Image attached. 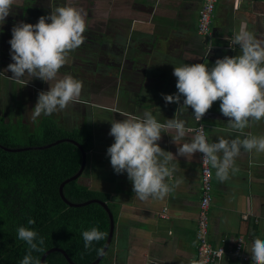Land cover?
Segmentation results:
<instances>
[{
	"label": "crops",
	"instance_id": "1",
	"mask_svg": "<svg viewBox=\"0 0 264 264\" xmlns=\"http://www.w3.org/2000/svg\"><path fill=\"white\" fill-rule=\"evenodd\" d=\"M202 1L72 0V5L85 15L88 27L85 42L69 54L58 78L71 75L85 86L98 78V89L92 93L86 88L89 94H82L81 102L76 103L81 113L79 124L73 115L76 109L73 103L53 113L61 116V123L51 115L40 117H50L65 129L83 126L92 131L94 149L86 155L81 176L88 178V184H83L109 195L114 217L110 243L113 249L105 252L103 264H190L195 258V218L201 189L199 152L189 158L180 156L173 137L162 133L157 143L176 157L169 164L175 171L166 181L172 191L164 199L144 201L135 197L127 173L114 171L107 149L114 143V137L109 135L112 120L142 117L145 112H151L160 122L176 116L185 121L186 128L194 129L196 119L191 108L177 113L184 98L178 105L166 103L161 95L178 92L177 78L173 75L175 66L207 63L211 68L217 59L239 55V45L233 48L230 40L241 23L264 42V0H219L209 40L197 32ZM32 2L36 1L20 0L18 6L14 5L12 11H19V15L14 21L0 22V32L11 29L15 23H38L41 15L37 9L41 7ZM41 2L46 4L42 16H48L67 0ZM87 59L90 64L82 62ZM93 60L97 62L95 66H91ZM76 69L87 74L97 72L98 77L86 82V78L76 75ZM10 76L5 77L10 81ZM25 77L37 82L38 92L31 99L33 108L38 94L50 90L51 85L27 74ZM1 86L0 82V90ZM81 108L89 110L81 112ZM18 115L26 121L21 113L15 112L14 118ZM201 121L210 142H218L219 138L244 139L248 134L264 135V119L250 121L243 133L231 129L229 118L220 111V101L213 103ZM193 135L188 133L178 143L190 141ZM234 167L237 171L230 170L229 179L224 182L217 179L216 169L211 167L213 198L208 212V237L214 244L224 241L229 248L244 233L250 249L255 238L264 239V153L241 149ZM223 264L240 263L230 260Z\"/></svg>",
	"mask_w": 264,
	"mask_h": 264
},
{
	"label": "clouds",
	"instance_id": "2",
	"mask_svg": "<svg viewBox=\"0 0 264 264\" xmlns=\"http://www.w3.org/2000/svg\"><path fill=\"white\" fill-rule=\"evenodd\" d=\"M19 2L0 0V22L5 21L13 6H18ZM49 20L50 23L47 22ZM87 27L85 15L72 5V0L56 7L50 15L41 16L36 24L20 22L13 27L9 43L14 62L5 69L13 73L9 79L23 83L27 74L51 85L50 90L38 94L30 117L33 122L42 114L52 115L65 110L71 103L81 102L83 82L71 75L58 78V73L67 63L69 54L85 42ZM236 45L240 47L239 55L217 59L211 68L207 63L175 66L173 75L177 78L178 92L175 95L162 93L165 102L179 105L183 97V104L177 113L191 108L195 119L200 121L213 103L220 101V111L229 118V127L239 133L250 126V121L264 119V42L241 23L230 40V46L235 48ZM162 133L173 137V142L179 145L180 156L189 158L197 152L202 153L203 163L216 169V177L221 182L229 179L230 170L237 171L235 158L240 155L241 149L249 153H264V135L248 134L244 139L219 138L218 142H209L202 126L199 130L186 128L185 121L176 116L160 122L151 112H145L142 117L112 120L109 135L114 137V143L108 147L107 155L117 174L127 173L135 197L140 200L164 199L172 191L166 181L175 171L169 164L176 157L157 143ZM188 133H194L191 140L178 143ZM35 223V219L28 218V225ZM106 235L97 227L84 230L85 250H93V242L104 240ZM17 239L27 245L20 264H41L39 257L33 256V253L44 252V238L32 228L20 226ZM95 251L98 256L104 254L103 247ZM247 251L253 264H264V239L255 238ZM190 264L201 262L192 258Z\"/></svg>",
	"mask_w": 264,
	"mask_h": 264
},
{
	"label": "trees",
	"instance_id": "3",
	"mask_svg": "<svg viewBox=\"0 0 264 264\" xmlns=\"http://www.w3.org/2000/svg\"><path fill=\"white\" fill-rule=\"evenodd\" d=\"M1 115L0 146L19 150L6 151L0 147V264H20L26 254V243L17 239L20 226L32 228L44 238V252L59 247L74 263H90L98 256L95 249L103 247L106 238L94 241L93 250L86 251L82 232L97 227L108 234L107 211L97 201L68 205L58 193L59 184L80 168L81 153L75 145L63 142L46 149L41 147L69 139L77 142L87 155L94 149L92 131L83 126L65 129L50 117L39 120L40 129L33 131L26 121H8ZM11 122L15 124L13 130ZM80 177L64 184L65 198L73 203L99 198L112 210L109 195L87 187L79 181ZM28 218L36 223L28 225ZM44 252H34L33 256L41 260ZM104 260L105 254L98 264ZM44 264L69 263L62 253L53 251Z\"/></svg>",
	"mask_w": 264,
	"mask_h": 264
},
{
	"label": "built area",
	"instance_id": "4",
	"mask_svg": "<svg viewBox=\"0 0 264 264\" xmlns=\"http://www.w3.org/2000/svg\"><path fill=\"white\" fill-rule=\"evenodd\" d=\"M219 0H203L197 19V32L206 40H209L212 32L214 12ZM209 45V44H207ZM201 126L208 137L205 125L196 120L194 129L199 130ZM210 142V139L208 137ZM200 156L201 189L195 218V259L201 264H223L226 261L238 260L240 264L252 262L247 238L244 233L240 235L231 247L226 248V243H212L208 237V212L212 202V171L211 165L203 163V154Z\"/></svg>",
	"mask_w": 264,
	"mask_h": 264
},
{
	"label": "rangeland",
	"instance_id": "5",
	"mask_svg": "<svg viewBox=\"0 0 264 264\" xmlns=\"http://www.w3.org/2000/svg\"><path fill=\"white\" fill-rule=\"evenodd\" d=\"M36 2H32V5H36V6H39L41 8L37 9L38 11V15H44L45 14V7H46V4H43L41 2V0H35ZM19 15V11H11L10 15L8 17H6L5 21L4 22H8V21H14V17H17ZM8 20V21H7ZM11 25H14V23L10 22ZM17 23H15L16 25ZM12 29H9V30H2L0 32V74L2 73L3 75H0V82L2 83V86H1V90H0V113H4L5 114V118L9 119H15L14 118V113L17 112V113H21L23 114L24 117H26V123L28 125V128L31 130L33 129V131L35 130H39V120L41 119V117L37 118L36 121H32L30 119L31 115H32V110L34 109V107L32 108V101L31 99L32 98H35L36 97V93L38 92L37 89H36V85H37V82L33 79H28L27 77H24L23 78V83H17L15 82L14 80H7L5 76H13V73L11 71H5V69H7L8 65L10 63H13L14 61L12 60L11 58V46H10V43L9 41L11 40L12 38ZM2 32H5L2 36ZM82 53V51L80 52ZM85 53V52H84ZM79 61V60H78ZM89 59L87 60H82V62L85 64H90L89 63ZM81 63V61H79ZM96 61L93 60V63L91 64V66H95L96 65ZM93 68H91L92 70ZM97 71V68L96 70ZM88 72V71H87ZM75 73L76 75H78L80 78H86V82L88 81V79L90 81H92L95 77H98V73L96 72H88L85 73L84 71L80 70V69H76L75 70ZM10 76V77H11ZM102 81V79H100ZM98 81L99 79L96 78L93 83H86V86L85 84L83 85V89H82V94L84 95H88L89 94V91L86 92V88H88L92 93H94L97 89H98ZM83 95V96H84ZM27 109H24L25 108V101H27ZM30 100V101H29ZM74 106H75V111H74V118L76 119V122L77 124L80 123L81 121V118L79 117L80 116V108L78 106V104L76 103H73ZM88 109V108H87ZM86 108L82 109L81 108V112H86L87 110ZM89 110V109H88ZM61 114V113H59ZM2 116V115H1ZM51 117H57V121L59 123H61L62 121L60 120V115H51ZM70 118V117H69ZM16 119H20V116L18 115ZM21 121V120H20ZM97 121V120H96ZM10 127L11 129L13 130L14 127H15V124L14 122H11L10 123ZM17 127V126H16ZM93 159V157H92ZM96 161H97V158H96ZM87 177H83L81 176L80 177V182L81 183H84V184H88V181H87ZM111 249H113V244H111L110 246ZM109 248V249H110ZM110 249V251H111ZM109 252V250H108Z\"/></svg>",
	"mask_w": 264,
	"mask_h": 264
},
{
	"label": "water",
	"instance_id": "6",
	"mask_svg": "<svg viewBox=\"0 0 264 264\" xmlns=\"http://www.w3.org/2000/svg\"><path fill=\"white\" fill-rule=\"evenodd\" d=\"M63 142H69V143L75 145L79 149V151L81 153V165H80V168H79V170L77 171V173L75 175H73L72 177L64 180L62 183L59 184L58 193H59L60 197L62 198V200L64 202H66L68 205H77L78 206V205H83V204L89 203L91 201H97V202L102 204V206L107 211V214H108V217H109L108 234H107V237H106V241H105V243L103 245L104 254H105V252L107 251V249H108V247H109V245L111 243V240H112V237H113V231H114V217H113V213H112L110 207L108 206V204L106 203V201L101 200L99 198H93V199L86 200L84 202L73 203V202L68 201L65 198L64 194H63V186H64V184H67V183H69L71 181L77 180L81 176V174H82V172H83V170L85 168V163H86V153H85V151L82 149V147L77 142H75L73 140H69V139H61V140L55 141L54 143H51V144H49L47 146H43L41 148L42 149H46V148H49V147H51L53 145H56V144H59V143H63ZM0 147H2V146H0ZM2 148L4 150H6V151H17V150H19V149H9V148H5V147H2ZM25 149H27V148H25ZM53 251H58V252L62 253L69 264H77V263H74L70 259L68 254L62 248H59V247H52V248L48 249L47 251H45L44 254L41 257V264H44V261H45V258L47 257V255L49 253L53 252ZM104 254L102 256H97L93 261H91L90 263H87V264H98L100 262V260L102 259V257L104 256Z\"/></svg>",
	"mask_w": 264,
	"mask_h": 264
}]
</instances>
